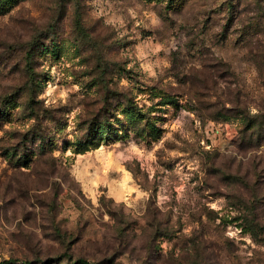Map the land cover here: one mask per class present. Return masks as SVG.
I'll use <instances>...</instances> for the list:
<instances>
[{
	"label": "rangeland",
	"instance_id": "obj_1",
	"mask_svg": "<svg viewBox=\"0 0 264 264\" xmlns=\"http://www.w3.org/2000/svg\"><path fill=\"white\" fill-rule=\"evenodd\" d=\"M82 261L264 264V0H0V264Z\"/></svg>",
	"mask_w": 264,
	"mask_h": 264
},
{
	"label": "trees",
	"instance_id": "obj_2",
	"mask_svg": "<svg viewBox=\"0 0 264 264\" xmlns=\"http://www.w3.org/2000/svg\"><path fill=\"white\" fill-rule=\"evenodd\" d=\"M30 57H31V55L29 56V58H30ZM28 70H29V69H28ZM134 106H135L137 109H140L138 106H136V105H134ZM99 134H103V136H105L106 139H108L109 131H107L106 127H101ZM94 135H95V134H94ZM255 137H256V133H254V137H253V138H255ZM259 139H261V138H259ZM86 146H87V144L85 145V144L80 143L78 148H81V150H82V149H85ZM81 263L86 264L87 262H86V261H82Z\"/></svg>",
	"mask_w": 264,
	"mask_h": 264
}]
</instances>
